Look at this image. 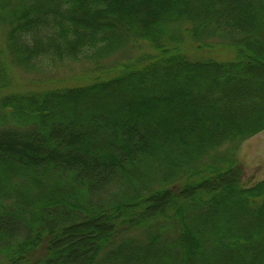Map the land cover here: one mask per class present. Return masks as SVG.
I'll return each instance as SVG.
<instances>
[{"label":"trees","instance_id":"obj_1","mask_svg":"<svg viewBox=\"0 0 264 264\" xmlns=\"http://www.w3.org/2000/svg\"><path fill=\"white\" fill-rule=\"evenodd\" d=\"M81 59L0 95V264H264V0H0V92Z\"/></svg>","mask_w":264,"mask_h":264},{"label":"rangeland","instance_id":"obj_2","mask_svg":"<svg viewBox=\"0 0 264 264\" xmlns=\"http://www.w3.org/2000/svg\"><path fill=\"white\" fill-rule=\"evenodd\" d=\"M220 54H222V59L227 55L226 52ZM134 55H137L136 51ZM119 61H122L121 57L115 58L114 56L105 65L110 68ZM95 71L93 63L86 59L59 65H49L40 72L35 70L27 72L22 68L21 70L19 68L14 69L11 71L12 89L0 92V95L17 91L55 89L57 87L81 85L84 83L83 79L87 81L94 78ZM239 150L238 161L244 169V186L249 188L264 181V131L244 142Z\"/></svg>","mask_w":264,"mask_h":264}]
</instances>
